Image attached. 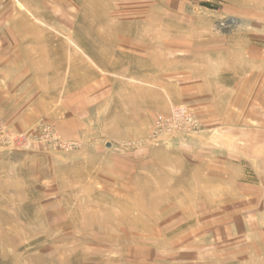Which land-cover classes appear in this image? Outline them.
<instances>
[{
	"label": "rangeland",
	"instance_id": "374dc122",
	"mask_svg": "<svg viewBox=\"0 0 264 264\" xmlns=\"http://www.w3.org/2000/svg\"><path fill=\"white\" fill-rule=\"evenodd\" d=\"M233 211H264V0H0V264H224Z\"/></svg>",
	"mask_w": 264,
	"mask_h": 264
},
{
	"label": "crops",
	"instance_id": "0c3cea01",
	"mask_svg": "<svg viewBox=\"0 0 264 264\" xmlns=\"http://www.w3.org/2000/svg\"><path fill=\"white\" fill-rule=\"evenodd\" d=\"M31 67L36 69V66L31 65ZM54 70H55V77H56V75H58L57 69L55 68ZM72 92L76 95L80 93V91L78 90L72 91ZM79 97L80 96L74 97L76 99L75 103L77 104L83 100V96L80 98ZM109 114L110 113L108 112V115ZM99 116H100V113L98 114V117ZM95 125H99L98 130L101 132V135L111 138V140L114 139V136H116L117 133L120 132V128H121L118 126L117 121H112V122L107 121V120L104 122L98 121L97 124L96 123L93 124V126ZM135 126H138V124L133 120L129 131L136 132L137 130ZM86 128H88V124L78 119H75V120L70 119L69 121L68 120L61 121L59 125L61 135L64 138H67L68 140H73V141L84 140L86 136V132H85ZM104 145L106 146V148H109V147L112 148V143L108 140L104 142ZM216 148H218V146H216ZM213 156H212V153H210V154H206L205 158H210ZM218 161L221 163L218 166L212 165V166H215L214 169L209 168V165L207 162H204V164H199L195 166L196 174L200 173L201 176L195 179L194 184H201V182L202 184H227V180H222V178L218 176H215V175L206 176L205 175V173H207L206 172L207 170H210L216 173L218 172L220 173V172H224L228 170V167L225 164V161H223L221 157H219ZM222 162L224 165H221ZM230 170H239L242 173L241 166H238L237 164H236V167L233 164L230 165ZM224 214L227 215L226 218H228L229 219L228 221L231 222L230 225L222 226L219 232L217 231H211V232H213V235L214 234L218 235L219 233L220 237L235 238V240L228 243L227 246H229V249L235 248L238 250V253H237L232 250L228 251V249L226 248L225 250L226 253H229V254L234 253L235 255H237V257L235 256V257L227 258L228 260H226L224 264H264V211L262 212L259 211L257 213H251V214H239L238 211H233V212H225L222 215ZM221 251H223V248L221 249Z\"/></svg>",
	"mask_w": 264,
	"mask_h": 264
},
{
	"label": "bare ground",
	"instance_id": "6f19581e",
	"mask_svg": "<svg viewBox=\"0 0 264 264\" xmlns=\"http://www.w3.org/2000/svg\"><path fill=\"white\" fill-rule=\"evenodd\" d=\"M90 6H93L94 5V3H93V5H91V3H88ZM40 22V21H39ZM138 26V25H137ZM162 28H164V27H162ZM28 29V28H27ZM139 29V28H138ZM146 31V30H145ZM154 34V33H153ZM154 37H156V35L154 36ZM152 38V37H151ZM159 40V39H158ZM161 43V42H160ZM58 48V47H57ZM57 65H55L54 67L56 68V69H61V65L59 64V63H56ZM149 64V63H148ZM33 65V64H32ZM36 70V69H35ZM46 72V71H45ZM56 77H57V75H56ZM55 77V78H56ZM54 81V80H53ZM55 82V81H54ZM171 194H173V193H167V195L166 194H164V196H166V197H170L171 196ZM163 195V193L161 192H159L158 194H156V198H158V197H161ZM159 203V202H158ZM160 205V204H159Z\"/></svg>",
	"mask_w": 264,
	"mask_h": 264
},
{
	"label": "built area",
	"instance_id": "2783aa9c",
	"mask_svg": "<svg viewBox=\"0 0 264 264\" xmlns=\"http://www.w3.org/2000/svg\"><path fill=\"white\" fill-rule=\"evenodd\" d=\"M173 118H175V117H173ZM155 123H156V125H158L157 122H155Z\"/></svg>",
	"mask_w": 264,
	"mask_h": 264
}]
</instances>
